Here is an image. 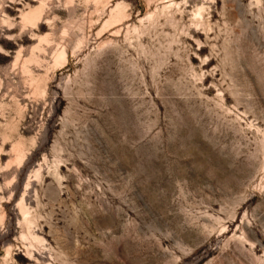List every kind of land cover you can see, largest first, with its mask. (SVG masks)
I'll return each mask as SVG.
<instances>
[{
    "label": "rangeland",
    "instance_id": "rangeland-1",
    "mask_svg": "<svg viewBox=\"0 0 264 264\" xmlns=\"http://www.w3.org/2000/svg\"><path fill=\"white\" fill-rule=\"evenodd\" d=\"M0 264H264V0H0Z\"/></svg>",
    "mask_w": 264,
    "mask_h": 264
}]
</instances>
